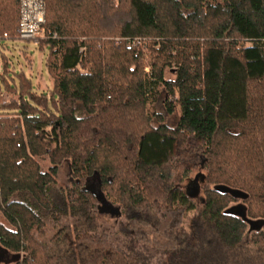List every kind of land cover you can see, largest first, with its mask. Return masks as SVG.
I'll return each mask as SVG.
<instances>
[{"label": "trees", "instance_id": "16d2710c", "mask_svg": "<svg viewBox=\"0 0 264 264\" xmlns=\"http://www.w3.org/2000/svg\"><path fill=\"white\" fill-rule=\"evenodd\" d=\"M19 1L0 0L1 35L15 37ZM43 1L51 90L0 71L15 96L0 100L11 264H264V0ZM189 136L205 170L193 198L173 173Z\"/></svg>", "mask_w": 264, "mask_h": 264}, {"label": "rangeland", "instance_id": "374dc122", "mask_svg": "<svg viewBox=\"0 0 264 264\" xmlns=\"http://www.w3.org/2000/svg\"><path fill=\"white\" fill-rule=\"evenodd\" d=\"M42 34L43 39L46 34ZM47 47L38 46L33 40H25L19 38H5L0 40V71L3 70V64L7 63V69L14 78L15 72H23L26 77L30 79L33 90L37 92H45L52 88V79L46 69ZM144 70L148 71L149 67L144 66ZM166 78H173L174 74L172 70H165ZM9 82H12V78H9ZM1 89L3 84L0 83ZM11 97L9 93L0 95V100H8ZM178 112L173 114H164L165 121L172 125L176 120ZM201 141L189 136L187 140L183 142H177L174 147V180L181 184L186 191L188 182L194 177V175L201 171L205 174V170L202 167L203 157L201 154ZM44 168L47 169L49 163L47 161L42 163ZM56 180L58 185L64 186L68 184V169L66 163L60 165ZM200 194V192H199ZM198 197V196H197ZM122 218L114 216L112 214H105L98 220L102 229L110 236L111 240L116 244L123 243L124 236L119 231V225ZM0 222L6 224L3 217L0 215ZM54 228L51 226L45 227L43 233L37 234V240L41 242H49V238L53 234ZM13 260H9L3 250L0 249V264H11Z\"/></svg>", "mask_w": 264, "mask_h": 264}, {"label": "built area", "instance_id": "2783aa9c", "mask_svg": "<svg viewBox=\"0 0 264 264\" xmlns=\"http://www.w3.org/2000/svg\"><path fill=\"white\" fill-rule=\"evenodd\" d=\"M18 22L15 37L38 41L44 34L45 3L43 0H20ZM9 38L6 33L0 34V40Z\"/></svg>", "mask_w": 264, "mask_h": 264}, {"label": "water", "instance_id": "95a60500", "mask_svg": "<svg viewBox=\"0 0 264 264\" xmlns=\"http://www.w3.org/2000/svg\"><path fill=\"white\" fill-rule=\"evenodd\" d=\"M205 175L199 171L197 172L194 177L188 182L186 186V194L189 197H197L199 196L200 192V183L204 181Z\"/></svg>", "mask_w": 264, "mask_h": 264}]
</instances>
